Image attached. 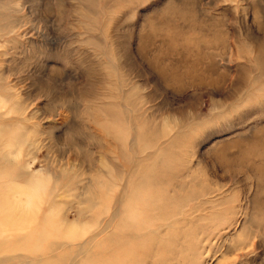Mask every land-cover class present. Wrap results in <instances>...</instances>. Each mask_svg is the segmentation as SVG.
Segmentation results:
<instances>
[{"label":"rangeland","instance_id":"rangeland-1","mask_svg":"<svg viewBox=\"0 0 264 264\" xmlns=\"http://www.w3.org/2000/svg\"><path fill=\"white\" fill-rule=\"evenodd\" d=\"M0 264H264V0H0Z\"/></svg>","mask_w":264,"mask_h":264},{"label":"bare ground","instance_id":"bare-ground-1","mask_svg":"<svg viewBox=\"0 0 264 264\" xmlns=\"http://www.w3.org/2000/svg\"><path fill=\"white\" fill-rule=\"evenodd\" d=\"M32 195H34V193H32ZM142 196L143 195L141 193H138L137 197L134 198V201L128 205V208L126 209L125 223H122V226L130 227L131 225H136L137 223H139V220H140L143 212H142L141 208L138 206V202H140L142 200ZM117 210L118 211L117 212L115 211V212L118 214L122 212V210L120 208H118ZM41 237H42V235H41Z\"/></svg>","mask_w":264,"mask_h":264}]
</instances>
